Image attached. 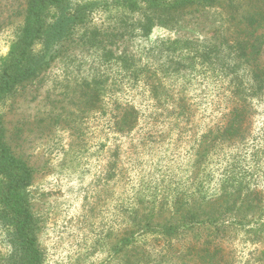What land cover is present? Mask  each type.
Returning a JSON list of instances; mask_svg holds the SVG:
<instances>
[{"label":"rangeland","instance_id":"rangeland-1","mask_svg":"<svg viewBox=\"0 0 264 264\" xmlns=\"http://www.w3.org/2000/svg\"><path fill=\"white\" fill-rule=\"evenodd\" d=\"M71 1L94 4L47 66L0 99L4 140L32 169L40 264H264V79L252 77L264 71V0L168 18ZM27 2L0 0V65ZM175 200L220 218L126 260L115 246L135 215L166 219ZM8 243L0 225V257Z\"/></svg>","mask_w":264,"mask_h":264},{"label":"trees","instance_id":"trees-1","mask_svg":"<svg viewBox=\"0 0 264 264\" xmlns=\"http://www.w3.org/2000/svg\"><path fill=\"white\" fill-rule=\"evenodd\" d=\"M210 1L122 0L119 4L127 8L134 6L135 2L147 10L146 15L150 11L168 18L178 16L187 7L209 4ZM93 4L88 2L76 4L74 7L71 0H28L18 35L0 65V99L18 85L33 79L47 66L53 56L50 53L52 45L65 40L75 25L84 21ZM52 10L53 17L48 21L47 15ZM249 21L250 23L254 21L252 15H249ZM38 41L42 47L34 50L33 47ZM254 70L253 79L262 83L264 71L257 66ZM31 181L32 169L11 152L0 125V225L10 246L8 253L0 257V264H40L41 255L36 246V223L25 194ZM205 203L207 202L184 204L175 200L171 214L159 221L152 213H147L143 217L135 215L132 226L136 228L124 229L115 247L126 250V260L128 258L131 262L130 251L139 246L145 247L151 238L154 241L158 239L168 241L171 235L179 231L198 229L210 220L218 222L220 217L213 211L202 208ZM220 222L223 223L224 220ZM145 255L146 251L140 256Z\"/></svg>","mask_w":264,"mask_h":264}]
</instances>
